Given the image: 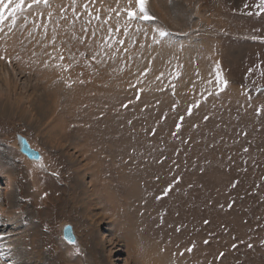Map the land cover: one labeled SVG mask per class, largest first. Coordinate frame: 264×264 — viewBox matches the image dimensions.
<instances>
[{
    "label": "rangeland",
    "instance_id": "1",
    "mask_svg": "<svg viewBox=\"0 0 264 264\" xmlns=\"http://www.w3.org/2000/svg\"><path fill=\"white\" fill-rule=\"evenodd\" d=\"M82 1L50 0L25 12L26 26L18 16L4 29L0 91L14 71L23 104L0 110V178L11 189L0 182V264H264L258 0H163L165 20L148 0L156 19L127 34L117 16L127 0H84L104 10L99 19L81 13ZM49 12L47 34L35 35ZM159 26L174 47L152 42ZM17 135L43 166L18 150ZM64 223L79 253L63 240Z\"/></svg>",
    "mask_w": 264,
    "mask_h": 264
},
{
    "label": "snow or ice",
    "instance_id": "2",
    "mask_svg": "<svg viewBox=\"0 0 264 264\" xmlns=\"http://www.w3.org/2000/svg\"><path fill=\"white\" fill-rule=\"evenodd\" d=\"M148 3V0H127V4L124 6V8L120 9L119 12H117V16L120 15V13H124L126 15V21H125V25H124V32L125 34H127L128 31V25L132 22H148V21H153L156 18L151 15L146 7ZM43 5L44 7H50V3L49 0H0V32H3L4 30V25L5 22L8 21L10 19V25H9V31L12 30V27L15 25L17 17L18 16H24V19L27 20L28 17L25 14V11L27 9H34V6H40ZM247 7V5H245ZM85 9L88 8V5L85 4L84 5ZM255 7H257L259 9V13L264 12V0H258V3L255 5ZM35 10V9H34ZM49 18H51L52 13L49 12ZM89 15H91V13H89ZM97 19H99V17H97ZM108 19H111V16L108 17ZM104 23H107V20L104 21ZM35 27V25H34ZM119 30V27L117 28V31ZM141 29L138 27L137 31H140ZM112 29L109 28V32H111ZM144 35L147 36L148 32L145 29L144 30ZM171 33L169 31H167L163 26H159L153 29V33L151 36L152 42L154 44H158V45H166L168 47H174L172 41H171ZM253 39H260L259 37H252ZM54 42V39H53ZM117 43L119 44H123L124 41L120 40L117 41ZM83 55V53L81 54ZM7 58L0 54V60H6ZM17 60L20 59L19 56L16 57ZM92 59H95V56L92 57ZM59 60L63 61L64 60V56L61 55L59 56ZM8 63H11V60H7ZM45 66L47 67V63L45 64ZM58 68L62 69V70H66L69 66L65 65L63 63H59L56 65ZM147 70H145L146 74ZM217 80L221 83L222 87H221V91L223 90V87H225L227 85V81L223 80L222 77L220 76L219 73H217ZM81 84L84 83L83 80L80 81ZM68 87H71L72 84L68 83L67 85ZM142 91V90H141ZM211 94V93H210ZM219 93H217L218 95ZM137 98H139L137 96ZM249 99H251V97H249ZM198 106V104H194L192 106L189 107L188 109V113L189 115L191 114V109L192 107H196ZM124 107H127V105H124ZM264 111V106H262L260 109L257 110V115H260V113ZM181 120H183V117L180 118ZM205 119H207V117H205ZM177 131H179L180 128V124H177ZM173 135H175V133H173ZM20 144L22 146L23 151L29 153L30 155H32L35 159H37L39 162H41V166L42 165V157H39L38 154L35 153V151L30 147V145L27 143V141L23 140V138H21L20 140ZM245 151H247V149H245ZM235 186V185H233ZM166 189L165 190V195L167 194V191L170 190ZM159 199V197H158ZM207 223V221H206ZM64 237L65 239L72 245H76L77 242L73 237L72 234V229L70 226L66 227L64 229ZM205 243H208V241H205ZM195 247V244L193 243L192 246L188 247L187 249H185V251L191 253L193 248ZM249 247H251V245H249ZM75 251L77 253H79L80 249L78 246L75 247ZM180 255H183V252L180 253ZM223 255V254H221ZM15 264V262H14Z\"/></svg>",
    "mask_w": 264,
    "mask_h": 264
},
{
    "label": "bare ground",
    "instance_id": "3",
    "mask_svg": "<svg viewBox=\"0 0 264 264\" xmlns=\"http://www.w3.org/2000/svg\"><path fill=\"white\" fill-rule=\"evenodd\" d=\"M164 1L163 0H152V9H154V10H157V14L159 13L160 14V18L161 19H163V20H165L166 19V12H165V4L163 3ZM183 8V7H182ZM181 9V8H180ZM181 12H182V10H181ZM183 14V13H182ZM173 25V24H172ZM1 49V48H0ZM0 65H2V61L0 60ZM3 66V65H2ZM1 67V66H0ZM3 70V69H2ZM13 70V69H12ZM15 75V76H14ZM2 77H3V83H4V85H5V90L4 89H2L1 91H0V98H5V96H7V99H5L4 101H1V102H5V103H3V105L2 104H0V110H3V109H7L8 108V106H10L11 104H16V106H17V108H19V107H21V105L23 104L22 102H23V99L22 98H19L20 96H18L17 97V86H16V84H17V82H16V79L18 80V78H16V74L14 73V71L12 72H10L9 70H6V72H4V75L2 74ZM2 79V78H1ZM27 83V82H26ZM25 83V84H26ZM27 87V86H26ZM15 97V99L14 100H12L11 98L12 97ZM0 102V103H1ZM13 102H16V103H13ZM22 103V104H21ZM40 104H42L40 107H41V113L43 114V115H45V113L46 112H44L45 110L47 111V109H46V107L44 108L43 107V104H46L45 103V101H44V99L42 98L40 101H39V105ZM11 108V107H10ZM9 108V109H10ZM13 109V108H12ZM8 110V109H7ZM10 111H11V109H10ZM7 112H9V111H7ZM23 112V111H22ZM30 111L27 109L26 110V113H29ZM60 114V113H59ZM57 119H60V118H58L57 117ZM56 119H54V117L53 118H49V121H48V124H49V126H50V129H49V131H48V133H49V137L51 138H55V135H56V127H55V125L54 124H57V126H58V124H60V123H54V121H55ZM52 126H54V127H52ZM16 146H17V148H18V145L16 144ZM83 166H84V168H83ZM85 167H87V165L85 164V165H82V167H81V170H85ZM3 172V171H2ZM2 172H0V173H2ZM88 175V174H87ZM0 182H2V185L3 186H6V188H7V190L8 191H10L11 189H10V185L8 184V182L7 181H5V179L3 178V177H1L0 178ZM91 182V181H90ZM3 186H0V188L2 187V189L4 188ZM90 187L92 188V184H90ZM86 203V202H85ZM8 204H11V200H9V202H8ZM10 209V211L8 212L10 215L11 214H13V210L11 209V208H9ZM97 218V217H96ZM107 221V220H106ZM110 221V220H109ZM110 223V222H109ZM66 224V223H65ZM108 224V223H107ZM115 224V223H114ZM103 225H105V223H103L102 224V226ZM111 226H113L112 224H111ZM63 227V226H62ZM62 227H61V232H62ZM109 228V227H108ZM112 229H110L109 231H111ZM129 230V229H128ZM74 231V230H73ZM129 232V231H128ZM77 245H78V242H77ZM97 245V244H96ZM76 246V245H75ZM5 247V246H4ZM88 248V247H87ZM93 248V247H92ZM91 252L93 251V250H90ZM11 255V254H10ZM9 256V255H8ZM18 256V255H17ZM145 257V256H144ZM25 258V257H24ZM56 258V257H55ZM134 258H135V256H134ZM154 258V257H153ZM7 259V258H6ZM17 259V258H16ZM18 259H20V258H18ZM71 259V258H70ZM23 260V259H22ZM44 261V260H43ZM140 262V261H139ZM149 262V261H148ZM75 262H73V264H74ZM77 263V262H76Z\"/></svg>",
    "mask_w": 264,
    "mask_h": 264
},
{
    "label": "built area",
    "instance_id": "4",
    "mask_svg": "<svg viewBox=\"0 0 264 264\" xmlns=\"http://www.w3.org/2000/svg\"><path fill=\"white\" fill-rule=\"evenodd\" d=\"M90 1V0H89ZM82 6H81V13H83V12H90V11H92L93 12V14H94V16L96 17L97 16V12H101V13H103L102 11H104V10H98V11H96V8H93L92 10L91 9H89V8H87V9H85V7H84V5L86 4L85 3V1L83 0L82 2ZM90 4H92L91 3V1H90ZM82 7H83V9H82ZM101 9H105L104 7H101ZM33 12V11H32ZM75 12L76 11H72V14H71V16H73V13L75 14ZM66 15H67V12H66ZM74 16H76V15H74ZM30 17V16H29ZM28 17V18H29ZM62 17H64L63 15H62ZM78 18H80V19H89L90 17H87V16H85L86 18H84V17H80V16H77ZM97 17H99L100 18V15H98ZM33 18H35L36 19V17H33ZM39 18L40 19H38L39 20V26H37L38 27V30L36 31V33H35V35H38L39 33H41L42 35H46L47 33L46 32H44V28H43V26L41 25V24H43L44 22H46V20L47 19H49L50 21H51V18L53 19V15H51V18H49V17H45V18H42V15H40L39 16ZM108 18V17H107ZM23 22H21V25H24V26H26L25 25V23L24 22H28V19L27 20H25L24 19V17H23ZM30 21H33V19L32 18H30L29 19ZM124 19H119L118 21H123ZM29 21V22H30ZM42 21H44V22H42ZM83 21V20H82ZM33 22H35L36 24H38V22L37 21H33ZM36 26V25H35ZM45 33V34H44Z\"/></svg>",
    "mask_w": 264,
    "mask_h": 264
},
{
    "label": "water",
    "instance_id": "5",
    "mask_svg": "<svg viewBox=\"0 0 264 264\" xmlns=\"http://www.w3.org/2000/svg\"><path fill=\"white\" fill-rule=\"evenodd\" d=\"M21 138H23V140H25V141H27V143L30 145V143L28 142V140L25 138V137H23V136H21V135H17V145H18V150L24 155V156H26L29 160H31V161H35V162H39L37 159H35L32 155H30L29 153H27V152H25V151H23V149H22V146H21V144H20V140H21ZM30 147H31V145H30ZM32 148V147H31ZM34 150V149H33ZM35 151V150H34ZM35 153L36 154H38V156L39 157H42L41 156V154L38 152V151H35ZM63 226V227H62ZM61 227H62V238H63V240H65L68 244H70L66 239H65V237H64V229L66 228V227H68V226H70L71 227V229H72V234H73V237H74V239L76 240V242H77V238H76V236H75V233H74V231H73V227H72V225H70V224H63ZM77 245V244H76Z\"/></svg>",
    "mask_w": 264,
    "mask_h": 264
}]
</instances>
